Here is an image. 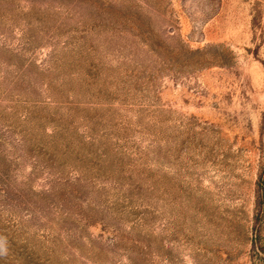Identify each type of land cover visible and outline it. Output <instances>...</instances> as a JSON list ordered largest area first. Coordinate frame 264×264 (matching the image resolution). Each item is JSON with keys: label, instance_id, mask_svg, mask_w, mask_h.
<instances>
[{"label": "rangeland", "instance_id": "1", "mask_svg": "<svg viewBox=\"0 0 264 264\" xmlns=\"http://www.w3.org/2000/svg\"><path fill=\"white\" fill-rule=\"evenodd\" d=\"M264 0H0V264H264Z\"/></svg>", "mask_w": 264, "mask_h": 264}, {"label": "trees", "instance_id": "2", "mask_svg": "<svg viewBox=\"0 0 264 264\" xmlns=\"http://www.w3.org/2000/svg\"><path fill=\"white\" fill-rule=\"evenodd\" d=\"M255 248L257 249V251L259 252V254H264V248L261 245V243H258L257 241H255Z\"/></svg>", "mask_w": 264, "mask_h": 264}]
</instances>
